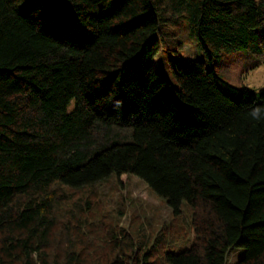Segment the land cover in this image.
Segmentation results:
<instances>
[{
    "label": "trees",
    "instance_id": "obj_1",
    "mask_svg": "<svg viewBox=\"0 0 264 264\" xmlns=\"http://www.w3.org/2000/svg\"><path fill=\"white\" fill-rule=\"evenodd\" d=\"M243 51L264 0H0V264H264V92L213 67ZM124 176L192 208L187 248L127 253L72 196Z\"/></svg>",
    "mask_w": 264,
    "mask_h": 264
},
{
    "label": "rangeland",
    "instance_id": "obj_2",
    "mask_svg": "<svg viewBox=\"0 0 264 264\" xmlns=\"http://www.w3.org/2000/svg\"><path fill=\"white\" fill-rule=\"evenodd\" d=\"M185 51L189 50L185 48ZM193 52L200 60L206 61L204 55L196 50ZM227 59L214 63L218 74L231 84L247 87L255 97L264 92V67L248 71L252 63L248 52H238ZM159 73L167 74L163 64ZM121 180L122 184L116 178L101 181L87 189L77 190L72 196L76 200L90 193L92 200L99 201V210L106 217L104 222L113 226V234L119 239L131 234L127 241L132 243L133 250H127V253L150 251L154 253L151 260L155 261L165 253L185 249L193 242V211L188 204L183 205L181 213L175 214L166 200L151 191L143 180L135 176H124ZM104 240L108 244L113 242L110 236H105ZM242 256V250L232 249L228 264H237ZM159 264L165 263L160 260Z\"/></svg>",
    "mask_w": 264,
    "mask_h": 264
}]
</instances>
